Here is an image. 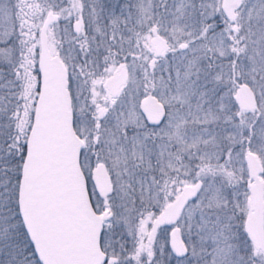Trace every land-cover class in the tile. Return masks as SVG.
<instances>
[{
    "label": "snow or ice",
    "instance_id": "6c2138e0",
    "mask_svg": "<svg viewBox=\"0 0 264 264\" xmlns=\"http://www.w3.org/2000/svg\"><path fill=\"white\" fill-rule=\"evenodd\" d=\"M0 264H264V0H0Z\"/></svg>",
    "mask_w": 264,
    "mask_h": 264
}]
</instances>
